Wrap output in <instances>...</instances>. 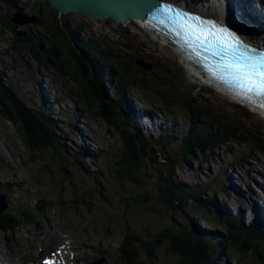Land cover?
<instances>
[{
  "label": "rangeland",
  "instance_id": "374dc122",
  "mask_svg": "<svg viewBox=\"0 0 264 264\" xmlns=\"http://www.w3.org/2000/svg\"><path fill=\"white\" fill-rule=\"evenodd\" d=\"M256 1L255 7L260 10V15H257L264 22V7L259 9L258 0ZM198 5L200 8L195 7L204 14L217 19L221 17L220 8L207 7L208 4L205 3ZM15 15H20V20L25 17H34L36 20L19 25L12 21ZM226 15L233 22L237 21L229 13ZM55 22L61 26L64 23L70 27L79 25V35L82 38L92 40L100 48L110 49L134 69L133 76L142 87L139 85L130 88V92L142 97L150 105L147 109L156 120L155 126L150 128L152 138L146 135L144 123L139 122L135 126L142 137L132 128L141 140L144 138L139 147L141 151L145 148V155L137 171V178L142 185L119 183L116 179L114 169L121 168L117 163L122 157L119 131L102 120L93 119L80 97L82 89L65 74L64 71L72 63L69 56L61 50L63 36L56 34L54 38L45 31L48 23ZM0 29L3 33L0 37V81L10 84L27 107H40L38 87L42 83L49 93L45 94L49 96H46L48 100L58 99L61 102L48 112L57 123L50 127L57 146L53 151L42 150L31 154L23 145L18 126L0 116V193H6L2 197L8 204L4 215L25 205L33 207L34 198L46 199L49 203L61 200L66 205L62 212L50 208L41 216H34L35 223L28 228L18 229L17 232H0V254L5 255L3 261L11 256L15 259L32 260L41 252L47 251V248L48 251L57 246L63 249L66 244L71 247L75 258L77 249L81 251L92 244L101 253L98 254L95 247L88 252L82 250L88 257L82 264L100 259L103 264H119L118 245L129 231L141 238L142 252L138 256V264H151V260L154 264H175L177 258L169 254L163 245H157L149 253H145L148 233L166 229L180 236L188 232L205 238L207 232L220 229L218 224H213L209 219L208 222L212 224L199 220L194 222L189 212L178 209L180 204L176 201L183 198V191L200 192L206 186L210 189L217 186L218 196L226 201L223 206L227 204L232 209V214L236 211V204L239 208L237 201L242 197L248 200L250 193L256 197L255 200L251 196L254 201L263 203L264 156L250 145L227 143L207 159L195 153L193 161H187L182 156L181 140L185 135L178 129L179 134L174 133L178 141L167 140L169 143L165 144L164 152L160 146L153 145V148H149L146 145L156 142L162 135L166 126H162L164 120L180 121L184 132L190 128L195 116H190L185 103L196 107L199 112L218 113L226 121L253 127L262 137L264 120L247 109L227 102L209 91L200 81L190 77L172 50L149 33L144 34L137 24L95 22L76 14L58 15L48 3L33 0H0ZM15 37L26 41L32 48L36 45L49 48L53 44L60 54L57 58L50 57V64L45 68L38 64L31 52L21 56L16 53L12 48ZM137 61L150 65V68H142ZM81 78L83 80L78 83L86 84L85 78ZM159 94L166 96L172 103L164 105ZM105 103L109 105V100L105 99ZM114 110V117L110 113V106L96 111L109 119H112L111 116L117 119L120 113L116 108ZM127 119L132 125L134 117ZM202 121L195 119L194 125ZM121 124L127 126L123 120ZM133 139L135 140L134 137ZM75 143L93 155L82 153L79 147L73 146ZM51 152L53 159L50 157ZM37 158L40 160H36ZM226 171L235 172L233 176L237 179L236 189L241 193L240 197L230 190L226 194H219V189L223 185L229 187L231 182L227 178L223 181ZM247 190L251 192L248 193ZM74 199H82V206L70 207ZM144 200L147 202H143ZM86 256H83L84 259ZM148 256L151 258L149 263ZM254 256L238 254L232 259L236 264H258Z\"/></svg>",
  "mask_w": 264,
  "mask_h": 264
},
{
  "label": "trees",
  "instance_id": "16d2710c",
  "mask_svg": "<svg viewBox=\"0 0 264 264\" xmlns=\"http://www.w3.org/2000/svg\"><path fill=\"white\" fill-rule=\"evenodd\" d=\"M260 1L261 9L264 7V0ZM234 24L247 33V35H251L241 23L234 22ZM45 31L54 38L56 34L63 36L64 43L63 49L61 50L69 56L71 59L70 62L72 63V66L64 72L82 89L80 97H82V102L86 106L89 114L93 115L94 120H102L113 129L119 131L118 133L122 140V157L117 163L121 168L114 169L116 179L119 183L126 182L142 185L137 178V171L145 155V148L141 151L139 147V145L143 144L144 138L141 140L133 132L132 128H135L142 137L137 127H135L137 119H134L131 125L126 113L133 108V101L141 106L140 109L143 108L141 111L142 114L149 115L151 111L147 109L150 105L146 104L142 97L130 92V88L139 85L142 87L141 83L133 76L134 69L126 64L124 60H120L118 56H115L110 49L100 48L92 40L82 38L79 35V25L70 27L66 23L63 26L57 22L48 23ZM1 36H3V33L0 29ZM14 39L12 48L18 55H27V53L31 52L38 64L45 68L50 64V57L57 58L60 54L59 49L53 44L49 48H44L42 45H36V47L32 48V45L26 41L17 39L16 37ZM65 59L67 60L66 55ZM59 71H61L60 68ZM81 77L85 78L84 81H86V84L83 85V82L78 83L81 81ZM159 96H161L164 105L167 106L169 103H172L166 96L162 94H159ZM105 99L109 100V105L105 103ZM185 105L190 116H195L191 120L190 128L184 132L181 130L182 123L180 121L172 119L171 122L176 126L172 127L173 129H179L185 135L181 140V145L183 147L182 156L187 161L195 160V153L201 155L203 159H207L209 155L221 149L224 144L232 142L250 145L264 156V137L259 136L253 127H246L236 122L226 121L218 113L199 112L196 107H192L188 103H185ZM108 106H110V113L113 117L114 108L119 111L120 116H117V119L112 116V119H109L106 115L96 111ZM0 116L3 120L18 126L23 145L31 154L42 150L53 151L57 149L55 139H53L54 135L50 129L51 126H55L57 123L53 116L48 114L44 103H41L40 107L35 109L27 107L16 95L11 85L8 83L3 84L1 81ZM121 119L127 126L121 124ZM195 119L203 121L202 123L194 125ZM56 131L59 132L58 130ZM64 139L66 140V137ZM167 140L172 142L178 141L175 135L170 137L165 133L159 136L156 142L146 143V145L149 148H153L151 147L153 145L160 146L162 148L161 151L164 152L163 148L165 144L169 143ZM61 146L64 147L63 144ZM85 150H81V152L86 153ZM90 155L93 154L90 152ZM50 157L51 159L54 158L52 152ZM36 160H40V158ZM163 160L166 161V159ZM98 186L101 187L100 184ZM217 189V186L212 189L206 186L200 192L183 191V198L176 201L180 204L178 209L181 212L183 210L189 212L194 222L202 220L209 223V219L213 224L220 226V229L218 228L217 231L207 232L210 234V238L214 240L213 243L205 241L206 238L202 236H193V234L191 235L188 232L180 236L165 229L158 233L145 234V253H149L157 245H163L169 254L177 258L175 264H227L229 262L236 264L233 263L232 258L238 254L244 256L255 255L254 257L258 260L256 262L258 264H264V233L261 231L258 233L252 231L253 228H258L255 225H249L244 228L238 227L235 217L229 220L225 217L222 219V217L218 216L213 209L223 208L225 200L218 196ZM224 191H227V188H224ZM32 200L35 202L33 207L25 205L10 214L4 215L2 213L0 215V232L7 233L13 230L17 232L18 229L33 225L35 223L34 216H41L47 209L51 208L57 210V212L60 210L62 212L66 206L64 201L61 200L54 201L53 203H49L46 199L42 198H34ZM143 202L147 201L144 200ZM82 204V199H74L70 203V207L82 206ZM172 207H174L173 204ZM140 240L139 235L129 233V231L124 234L118 245L119 264H138V256L142 246ZM149 260L151 258L148 256V263ZM151 264H154L152 260Z\"/></svg>",
  "mask_w": 264,
  "mask_h": 264
},
{
  "label": "bare ground",
  "instance_id": "6f19581e",
  "mask_svg": "<svg viewBox=\"0 0 264 264\" xmlns=\"http://www.w3.org/2000/svg\"><path fill=\"white\" fill-rule=\"evenodd\" d=\"M186 3L189 4V5L193 4V5L197 6L198 8H200V5H198L200 3H205V4H208L210 6H214L217 9L220 8V10L222 11L220 13V16H221L220 17V21L221 22L225 20V12H224V9H223V8H225V9H227L229 11L228 13L230 15H232L235 19L247 23V25L251 29L255 30V32H258L259 36L262 37L264 35V22L259 17L260 14H259V10L256 9V7H255V0H186ZM258 8L260 9V6H258ZM257 13L259 15H257ZM227 18H228V15H227ZM138 22L139 21H132V22L123 23V24L132 25V24L135 23V24L138 25ZM252 25H253V27H251ZM138 26H139L140 29H142L143 33L148 35V33H146V31L143 29V27H141L140 25H138ZM254 27H256V28L254 29ZM178 55L179 54L175 55L177 60H178V62L180 61L179 63H181V65L185 67V70L189 74V76L192 77L193 79L199 81V78H197L194 75L195 72L192 71L187 66V64L179 57L180 55L179 56ZM42 84H43L42 86H44V83H42ZM42 86L38 87L39 100L42 99L43 95H45V94L49 95V93H48L47 89L45 88V86L44 87H42ZM48 95H45V96H48ZM50 101L52 102V104L54 103L53 105H55V106L56 105L58 106V105L61 104V102H59L58 99H53V100H50ZM133 103H134V101H133ZM136 106L139 109L141 107L135 102V104H133V108L130 109V111L135 112V110H136V111L140 112V110ZM143 115H145L146 117H142L140 115L134 117V119H137L136 125L139 124V122L144 123V127H145L144 130H146V135L149 138H152L153 137V132L150 130V128H151V126L152 127L155 126V124H156L155 121L156 120L153 118L152 112L149 115L148 114H143ZM163 124H166V126H165L166 134L169 135L170 137H173L174 133H178L179 134V131H180L179 129H178L179 130L178 131L176 128L175 129L172 128V127H176L174 124H172V122H167L166 120H164L162 122V126H163ZM62 138H64V137L62 136ZM73 146H76V147L80 148V146L78 144H73ZM82 149L85 150V148H82ZM84 150H82V151H84ZM86 154L90 155V152L86 151ZM227 173H229V172L228 171H226V173L224 172L223 181H224V178H227L231 182H229L230 183L229 187H227V186H223V187L227 188L233 194L237 195L235 193V192H237V189H236L237 188V184H236L237 179L233 176V173H235V172H232V173H229V174H227ZM233 185H235V188H234ZM1 188L2 187H0V192H1ZM247 191H248V193L251 192V190H247ZM250 195L252 197H254L255 200H256V197L252 193H250ZM237 196L240 197L241 195H237ZM251 196L249 197L248 200L244 199L245 197H242V199L237 201L239 208L237 207V204H236V211H234L233 214H232V210L229 209L226 205L223 208H219V209H216V210L221 212L223 214V216L225 218L229 219V220H231L232 217H235L237 219L238 227H243L244 228V227L249 226V225H255V227H258V228H253L252 231H254L256 233L261 231V232L264 233V203L263 204L262 203L259 204V202L257 203L256 201L253 200V198ZM239 221H240L241 224L239 223ZM240 229H242V228H240ZM200 231H202V230H200ZM200 231L197 230V232H200ZM205 238H206L205 241L212 242V243L214 241L213 239L210 238V234L209 233L205 234ZM88 246H91V248H89ZM93 247H95V251L98 254L101 253V251L98 249V247L97 246H93L92 244L87 245L82 250H85V252H88V251L92 250ZM82 250L81 251L79 249L76 250L74 262L71 263V264H82L81 262L87 261L88 257L86 256V253L84 254L82 252ZM83 256H86V258L84 259ZM102 256H105V254H103Z\"/></svg>",
  "mask_w": 264,
  "mask_h": 264
},
{
  "label": "water",
  "instance_id": "95a60500",
  "mask_svg": "<svg viewBox=\"0 0 264 264\" xmlns=\"http://www.w3.org/2000/svg\"><path fill=\"white\" fill-rule=\"evenodd\" d=\"M37 3H48L50 8L58 15L67 16L69 14L80 15L91 21H113L115 23H128L132 21L147 22L151 15L164 7L167 2L173 4V0H33ZM34 17H25L20 20V15H15L12 20L14 23L23 25L25 23L34 22ZM245 43L256 49L264 48V43L254 40L251 35H247L244 31L240 32ZM180 62V61H179ZM144 69H149L150 65H146L140 61L136 62ZM7 208V204L3 197H0V214ZM94 264H102L98 261Z\"/></svg>",
  "mask_w": 264,
  "mask_h": 264
},
{
  "label": "snow or ice",
  "instance_id": "6c2138e0",
  "mask_svg": "<svg viewBox=\"0 0 264 264\" xmlns=\"http://www.w3.org/2000/svg\"><path fill=\"white\" fill-rule=\"evenodd\" d=\"M190 35L198 42L210 44L219 49L222 54L229 57L224 68L231 72L232 79L240 89V94L245 99L259 98L260 106L264 107V53L258 57L245 56L239 51L243 46L235 36L225 28L212 24L206 34L201 30L197 32L188 25Z\"/></svg>",
  "mask_w": 264,
  "mask_h": 264
}]
</instances>
